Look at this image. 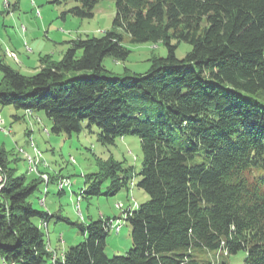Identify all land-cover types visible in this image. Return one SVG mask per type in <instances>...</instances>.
I'll use <instances>...</instances> for the list:
<instances>
[{"label": "trees", "instance_id": "trees-1", "mask_svg": "<svg viewBox=\"0 0 264 264\" xmlns=\"http://www.w3.org/2000/svg\"><path fill=\"white\" fill-rule=\"evenodd\" d=\"M76 1L64 16L93 17L100 0ZM113 26L99 37L71 40L61 60L47 55L32 74L0 61V104L26 116L44 112L54 133L86 124L98 127L102 144L140 137L139 171L100 159L78 193L83 199L124 188L133 199L132 183L143 189L149 198L123 212L132 247L106 252L121 215L74 222L34 206L41 180L8 173L6 154L0 155L2 263L231 264L228 257L244 251L242 264H264V0H116ZM118 29L132 42L163 41L168 54L143 73H113L105 57L123 61L131 52ZM181 41L192 48L179 58ZM53 217L84 235L55 260L34 221L48 226Z\"/></svg>", "mask_w": 264, "mask_h": 264}, {"label": "rangeland", "instance_id": "rangeland-1", "mask_svg": "<svg viewBox=\"0 0 264 264\" xmlns=\"http://www.w3.org/2000/svg\"><path fill=\"white\" fill-rule=\"evenodd\" d=\"M16 1L18 3L14 4ZM78 3L76 0L66 3H57L55 0H0V61L24 74H32L41 68V58L47 55L53 60H61L71 40L99 37L105 31L114 29L116 0H100L93 17H79L67 12L65 18L64 12ZM118 31L122 33L123 43L131 52L123 61H117L111 56L105 57L103 64L113 73H143L150 68L155 58L168 54L163 41L136 43L131 41L129 33L120 29ZM173 41L176 39L173 38ZM191 48L190 43L179 42L177 57L182 58ZM2 75L0 70V83ZM240 94L250 95L242 91ZM25 113L13 105L0 104L3 125L11 129L7 133L0 128V155L7 154L10 160L8 173L26 175L29 180L35 177L41 180L39 189L31 198L33 205L52 212L58 211L74 222L83 218L89 221L121 215L116 221L123 224L122 229L118 232L112 227L107 236L106 252L110 257L126 253L132 247V237L131 225L125 222L123 212L129 206H136L137 202L146 201L149 195L135 182L130 191L133 199L124 188L115 195L84 196L81 201H78V193L81 187L87 185L86 176L99 170L100 159L113 157L122 161L125 167L133 165L135 173L139 171L143 159L140 137L127 134L117 138L114 144H102L98 140L99 129L96 126L93 131L84 124L79 132L54 133L51 129L52 120L44 112L33 113V116L30 113L26 116ZM32 143L40 151L41 163L46 164L39 166V173L32 172L27 161V154H35ZM64 177L70 186H65V193L59 194V180ZM0 178H5L1 170ZM108 183L107 180L104 187ZM34 221L49 242L48 248L53 260L71 245L84 239L79 228L65 220L53 217L48 226L40 219ZM221 256L218 253L215 257L218 260ZM228 258L231 264H242L245 252L239 251ZM0 264H3L1 258Z\"/></svg>", "mask_w": 264, "mask_h": 264}, {"label": "bare ground", "instance_id": "bare-ground-1", "mask_svg": "<svg viewBox=\"0 0 264 264\" xmlns=\"http://www.w3.org/2000/svg\"><path fill=\"white\" fill-rule=\"evenodd\" d=\"M31 147L33 149H35V154H33V155L27 154V161L30 164V170L31 171H37V170H39L38 169V167H39L38 165L41 164L40 151L37 149V146L34 143L31 144ZM44 163H46V162H44ZM67 182L68 181H65L64 179L60 180V182H59L60 183L59 184L60 188H64L66 186ZM78 201H81V197L80 196L78 197ZM111 226L115 227L118 231L121 229V228L119 229V223L117 221L112 223ZM121 227H122V224H121Z\"/></svg>", "mask_w": 264, "mask_h": 264}, {"label": "built area", "instance_id": "built-area-1", "mask_svg": "<svg viewBox=\"0 0 264 264\" xmlns=\"http://www.w3.org/2000/svg\"><path fill=\"white\" fill-rule=\"evenodd\" d=\"M0 128H2L3 130H5V132L10 133L11 129H7L2 122V119L0 118ZM44 166V164H43ZM41 172V171H40ZM3 182V178H0V188H1V184ZM66 186H70V182H67ZM113 222H116V220H113ZM121 228V223H119V229Z\"/></svg>", "mask_w": 264, "mask_h": 264}, {"label": "crops", "instance_id": "crops-1", "mask_svg": "<svg viewBox=\"0 0 264 264\" xmlns=\"http://www.w3.org/2000/svg\"><path fill=\"white\" fill-rule=\"evenodd\" d=\"M9 3V5H10V2H8ZM18 3V1H16L14 4H17ZM66 16H67V14L64 16L65 18H66ZM42 66V65H41ZM118 233V232H117ZM51 244V243H50ZM52 245V244H51Z\"/></svg>", "mask_w": 264, "mask_h": 264}]
</instances>
